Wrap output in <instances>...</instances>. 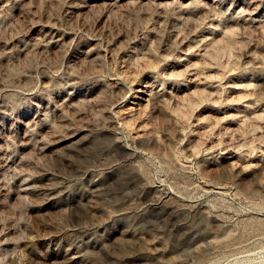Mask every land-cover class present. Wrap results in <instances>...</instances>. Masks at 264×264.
<instances>
[{
	"label": "rangeland",
	"instance_id": "rangeland-1",
	"mask_svg": "<svg viewBox=\"0 0 264 264\" xmlns=\"http://www.w3.org/2000/svg\"><path fill=\"white\" fill-rule=\"evenodd\" d=\"M0 264H264V0H0Z\"/></svg>",
	"mask_w": 264,
	"mask_h": 264
}]
</instances>
